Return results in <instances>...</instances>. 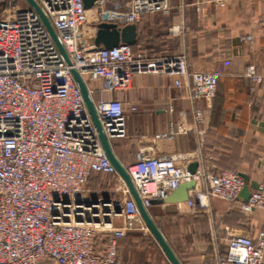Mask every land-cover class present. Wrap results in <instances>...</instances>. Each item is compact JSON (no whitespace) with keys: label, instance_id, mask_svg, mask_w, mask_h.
<instances>
[{"label":"built area","instance_id":"2783aa9c","mask_svg":"<svg viewBox=\"0 0 264 264\" xmlns=\"http://www.w3.org/2000/svg\"><path fill=\"white\" fill-rule=\"evenodd\" d=\"M22 1L0 0V264H116L117 239L142 219L105 153L71 69L86 84L109 141L126 136V113L120 100L104 93L130 88L133 74H176L186 79L190 101L211 100L217 75L190 71L182 51L155 56L126 43L112 48L94 44L99 22L135 24L142 12L166 11L168 0H97L91 8L83 0H35L70 64L38 12ZM246 75L261 82L252 65ZM95 80L101 83L98 99L91 86ZM174 82L181 85L179 79ZM190 116V124L180 119L155 138L191 132L202 149L203 112L193 107ZM190 158L140 147L136 160L122 165L146 209L180 182L193 180L185 201L191 213L208 209L211 198L235 203L246 215L264 211V151L258 155L260 179L246 200H237L244 180L236 170L217 169L211 156L198 151L191 173ZM93 174L114 175L122 182L123 196L93 191L87 186ZM224 231L230 256L205 264H264L263 229L253 234L226 226Z\"/></svg>","mask_w":264,"mask_h":264},{"label":"crops","instance_id":"0c3cea01","mask_svg":"<svg viewBox=\"0 0 264 264\" xmlns=\"http://www.w3.org/2000/svg\"><path fill=\"white\" fill-rule=\"evenodd\" d=\"M168 5L166 11L139 15L132 49L155 56L184 52L190 71L217 75L216 93L209 101H190L186 79L176 74H133L130 88L104 93L120 100L126 113V136L110 140L112 151L122 164L133 163L140 147L156 155H189V163H197L200 151L212 157L217 169L246 175L251 190L260 179L258 155L264 151V0H223L222 5L219 0H168ZM245 36L252 40H241ZM250 65L261 82L246 75ZM176 79L181 85L175 84ZM91 86L98 99L100 81H92ZM193 107L201 109L205 118L200 126L205 129L202 149L191 132L155 138L175 128L180 119L190 124ZM100 176L113 179L110 189L93 182ZM88 184L113 198L123 196L122 182L114 175L93 174ZM147 211L181 264L227 259L226 226L253 234L264 230V211L244 216L235 203L217 198L210 199L208 209L195 213L185 202L163 201H153ZM116 264L171 263L142 219L117 239Z\"/></svg>","mask_w":264,"mask_h":264},{"label":"water","instance_id":"95a60500","mask_svg":"<svg viewBox=\"0 0 264 264\" xmlns=\"http://www.w3.org/2000/svg\"><path fill=\"white\" fill-rule=\"evenodd\" d=\"M40 15L43 24L45 25L46 29L50 33L53 41L55 42L57 48L60 50V52L63 54L66 62L70 64L69 58L67 57L63 47L59 43L56 33L48 20L47 16L44 14L40 6L37 4L35 0H26ZM97 0H83V4L85 8H91L93 4ZM137 37V26L136 24H127L122 27L117 26L115 23L112 22H99L97 24V31L94 39V44L98 47H104V48H112L114 46H117L119 43H126L129 45H133L136 42ZM72 75L82 93L83 99L85 101L86 107L89 111V114L91 116V119L96 127V130L98 132L99 139L101 141V144L105 150L106 155L108 156L111 163L114 165L115 169L117 170L118 174L122 177L124 182L127 185V188L133 197L137 208L139 210L140 216L143 219L144 223L146 224L147 228L152 233L153 237L157 241L158 245L162 249V251L165 253L166 257L170 261L171 264H181L178 258L176 257L175 253L173 252L172 248L167 243L166 239L164 238L161 231L158 229L156 224L154 223L153 219L149 215L147 209L143 206L137 191L128 175L126 170L124 169L122 163L116 158L114 155L110 141L105 136L100 121L98 119L97 113L94 108L93 101L91 99V96L89 95L88 89L86 87V84L82 80L81 76L77 72L76 69H71ZM187 169L194 173L197 169V163L191 162L188 164ZM244 184L242 186V189L240 190L237 200H246L250 194L249 186H248V177L246 175H241ZM195 185V182L193 180L191 181H182L178 185L177 188L170 189L167 191L166 195L163 198L154 199L153 201H163L168 204H177L180 202H185L188 199V190L192 189ZM174 208V207H172ZM116 212H119V208H115Z\"/></svg>","mask_w":264,"mask_h":264},{"label":"rangeland","instance_id":"374dc122","mask_svg":"<svg viewBox=\"0 0 264 264\" xmlns=\"http://www.w3.org/2000/svg\"><path fill=\"white\" fill-rule=\"evenodd\" d=\"M21 1H22V0H21ZM22 2H23V1H22ZM23 6H26V4L23 3ZM93 180H94L93 182H94L96 185L101 186L100 189H103V190H105V191H106V189H110V188H111V185H112V183H113V179H112L111 177H106V176L96 177V178H94ZM98 186H96V187H91L90 184H88V187H89V188H91L92 190L94 189L93 191H98V190H99ZM97 188H98V189H97ZM105 191L96 192V193H98L99 195L104 194L105 196H106V194H107V196L112 197L111 194H109V193H107V192H105ZM242 214H243L244 216H246V214H244V213H242Z\"/></svg>","mask_w":264,"mask_h":264},{"label":"trees","instance_id":"16d2710c","mask_svg":"<svg viewBox=\"0 0 264 264\" xmlns=\"http://www.w3.org/2000/svg\"><path fill=\"white\" fill-rule=\"evenodd\" d=\"M132 46V45H131ZM132 48H133V46H132Z\"/></svg>","mask_w":264,"mask_h":264}]
</instances>
